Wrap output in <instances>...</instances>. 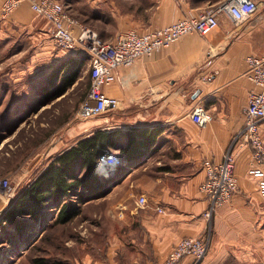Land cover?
I'll return each mask as SVG.
<instances>
[{"label": "crops", "instance_id": "crops-1", "mask_svg": "<svg viewBox=\"0 0 264 264\" xmlns=\"http://www.w3.org/2000/svg\"><path fill=\"white\" fill-rule=\"evenodd\" d=\"M221 1L61 0L77 21L75 34L83 27L106 40L122 30L143 32L169 24ZM258 1L256 11L244 21L235 23L220 15L217 27L209 34L187 33L132 65L119 67L118 79L102 87L106 95L119 101L110 117L85 116L65 132L64 138H54L47 161L38 172L62 150L98 129H146L153 137L130 159L118 146L106 148L118 153L122 163L107 174L96 167L99 174L111 177L107 194L113 196L114 209L124 221L114 232L112 253L106 259L90 260L91 264H162L180 238L202 236L208 225L212 233L204 257L194 262L193 256L186 255L177 264H260L264 164L253 166L250 147L236 142L234 171L239 189L216 208L209 221L203 215L208 198L199 189L204 179L203 160L220 161L244 123L252 87L245 73V56L264 55V0ZM6 40L18 41L20 51L34 56L52 51L55 58L85 56L80 50L54 51L50 26L27 1L6 17L0 12V41ZM198 104L211 115L203 125L190 116ZM260 131L264 141V119ZM141 166L144 171L137 176ZM140 195L146 198L144 206L137 205Z\"/></svg>", "mask_w": 264, "mask_h": 264}, {"label": "rangeland", "instance_id": "rangeland-1", "mask_svg": "<svg viewBox=\"0 0 264 264\" xmlns=\"http://www.w3.org/2000/svg\"><path fill=\"white\" fill-rule=\"evenodd\" d=\"M54 46V51L59 49ZM20 50L18 41H0V177L9 182L0 190V264H32L36 256L46 257L49 264L57 260L91 264L92 259H106L112 253L114 232L124 221L109 193L80 204V213L66 223L56 222V211L50 208L20 235L1 222L7 207L46 163L54 138H64L67 130L85 119L78 112L90 85L88 60L83 56L55 58L53 51L34 56ZM72 58L84 59L78 76L62 93L52 96L62 81L50 83L49 74ZM113 112L99 117H110ZM143 171L141 166L135 173L141 176ZM207 227L211 236V225ZM260 264H264V246Z\"/></svg>", "mask_w": 264, "mask_h": 264}, {"label": "built area", "instance_id": "built-area-1", "mask_svg": "<svg viewBox=\"0 0 264 264\" xmlns=\"http://www.w3.org/2000/svg\"><path fill=\"white\" fill-rule=\"evenodd\" d=\"M23 1L30 4L37 16L47 21L57 47L80 50L86 55L90 85L80 105L78 113L81 116H96L118 106V99L106 95L102 87L111 85L118 79L119 67L130 66L139 57L151 55L157 48L168 46L173 40L187 33L209 34L217 27L220 15L229 16L235 23L244 21L256 11L259 4L258 0H223L196 13L184 15L169 24L143 32L136 29L122 30L113 39L106 40L83 27L75 34L73 25L77 21L68 14L61 0H3L0 6L1 15L6 17ZM245 62V73L252 87L244 109L243 126L234 135L220 161L209 158L203 160L204 179L199 189L208 198V206L203 213L208 221L216 208L229 201L239 189L234 171L233 147L236 142L243 141L250 147L253 166L264 164V141L260 131V122L264 119V55L248 54ZM190 116L199 125L211 119L205 106L200 104L193 107ZM121 163L122 160L116 153L105 150L99 156L96 167L101 173H107L109 168L113 169ZM260 184L264 185V179ZM8 186V179L0 177V190H5ZM145 204V196L140 195L137 205ZM157 210L162 211V208L158 206ZM209 243L208 227L202 236L182 237L168 251L162 264H177L186 255L193 256L194 262H197L206 254Z\"/></svg>", "mask_w": 264, "mask_h": 264}, {"label": "trees", "instance_id": "trees-1", "mask_svg": "<svg viewBox=\"0 0 264 264\" xmlns=\"http://www.w3.org/2000/svg\"><path fill=\"white\" fill-rule=\"evenodd\" d=\"M83 56L85 59L86 55ZM78 57V56H77ZM75 56V58H77ZM71 59L62 67H56L49 74V82L56 83L52 96H56L74 82L83 58ZM89 75V74H88ZM125 143L121 144V139ZM153 141L146 129L122 132L96 130L81 137L54 156L40 172L20 191L15 200L4 211L1 222L16 230L17 234L30 222H39L46 209L56 211L55 221L66 223L80 213V204L100 198L107 193L112 179L99 175L96 164L106 148L119 147L126 159L137 156L140 146ZM32 264H49L46 257H33ZM51 264H70L66 261H53Z\"/></svg>", "mask_w": 264, "mask_h": 264}, {"label": "bare ground", "instance_id": "bare-ground-1", "mask_svg": "<svg viewBox=\"0 0 264 264\" xmlns=\"http://www.w3.org/2000/svg\"><path fill=\"white\" fill-rule=\"evenodd\" d=\"M112 168H109L108 170H107V172H109L110 170H111ZM113 170V169H112ZM107 174V173H106ZM100 175V174H99ZM102 175V174H101ZM44 221V220H43ZM45 222V221H44ZM32 228V227H31ZM30 231V230H29ZM19 235H20V233H19ZM35 235V234H34Z\"/></svg>", "mask_w": 264, "mask_h": 264}]
</instances>
